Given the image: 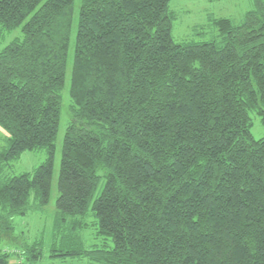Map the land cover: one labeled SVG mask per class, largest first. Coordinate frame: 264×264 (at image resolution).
<instances>
[{"label":"trees","instance_id":"trees-1","mask_svg":"<svg viewBox=\"0 0 264 264\" xmlns=\"http://www.w3.org/2000/svg\"><path fill=\"white\" fill-rule=\"evenodd\" d=\"M169 3L0 0V37L21 31L0 50V264L44 256L42 240L4 247L50 200L72 36L49 258L264 264V137L251 133L253 114L264 126V0L187 43ZM40 150L32 173L5 174ZM91 227L111 248L85 246Z\"/></svg>","mask_w":264,"mask_h":264},{"label":"rangeland","instance_id":"rangeland-1","mask_svg":"<svg viewBox=\"0 0 264 264\" xmlns=\"http://www.w3.org/2000/svg\"><path fill=\"white\" fill-rule=\"evenodd\" d=\"M80 0H75L76 8ZM252 8L251 0H170L169 9L174 15L172 23V38L177 43L203 42L209 40L212 36L217 35L216 29L211 25L213 18H228L234 22H241L244 14ZM74 20V28H75ZM21 37V31L16 29L11 33H6L0 37V50L8 45L14 38ZM73 55V36L68 51V62L66 68V86L62 91L61 118L55 142V155L53 173L51 179V194L48 204L41 210L29 213L26 216L15 219L17 240L9 243L6 250H15L18 248L19 241L31 243L36 240L43 242V258L41 264H93L88 259H51L49 258L52 243V221L55 213V203L58 197L57 179L61 159L62 139L67 127L69 116L66 107L69 104L68 84ZM252 117L251 133L255 139L264 137V126L259 118L254 114ZM4 139L0 138V148L4 145ZM46 160L44 150L25 152L18 161L10 164L5 170L7 176L19 175L22 173H32L38 166ZM89 222H93L95 217L92 212H88ZM95 228H90L84 236L85 246L92 248L106 244L111 248L110 240L96 239ZM20 238V240H19ZM59 249V244L55 246ZM10 262L17 264L15 257Z\"/></svg>","mask_w":264,"mask_h":264}]
</instances>
